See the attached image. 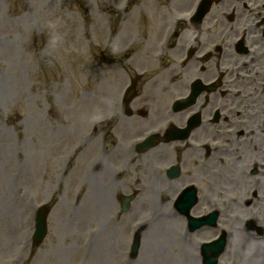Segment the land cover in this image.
<instances>
[{"label": "rangeland", "instance_id": "1", "mask_svg": "<svg viewBox=\"0 0 264 264\" xmlns=\"http://www.w3.org/2000/svg\"><path fill=\"white\" fill-rule=\"evenodd\" d=\"M124 1L0 0V264H123L129 228L133 231L141 221L153 219L151 211L122 218L117 198L131 183L124 157L111 161L114 150L123 154L120 149L126 143L149 129L137 118L121 130L118 93L126 81H117L114 92L108 79H122L123 70L99 62L102 52L120 56L109 37L112 30L123 29L122 18L135 14L122 15ZM186 3L153 6L156 22L146 23L147 29L158 30L154 24ZM137 24L144 29L142 20H132L126 29ZM133 58L131 62H138L140 56ZM180 91L176 94H183ZM113 100L117 119L111 142L107 113ZM147 161L146 157L141 163ZM95 177L97 183L110 184L100 193L108 201L106 209L94 206ZM48 202V236L30 254L21 249L23 237L32 230L30 213ZM237 215H232L235 221ZM246 219L247 215L232 226L226 217L234 239ZM155 227L152 221L148 224L140 253L129 264L197 263L184 261L179 245L166 243ZM15 254L21 255L17 262ZM231 258L222 264H231Z\"/></svg>", "mask_w": 264, "mask_h": 264}, {"label": "flooded vegetation", "instance_id": "2", "mask_svg": "<svg viewBox=\"0 0 264 264\" xmlns=\"http://www.w3.org/2000/svg\"><path fill=\"white\" fill-rule=\"evenodd\" d=\"M190 4L164 19L158 30H116L111 35L117 52L141 44L151 60L126 66L130 52L121 67L124 77L110 79L114 92L117 81H126L118 93L124 116L118 123L129 127L134 118L149 116L146 128L158 135L155 149L130 159L136 180L154 181L158 191L189 187L197 197L194 215H218V227L209 229L208 236L226 230V217L233 226L232 215L244 211L241 232L254 243L255 257L254 247L264 246V0H214L200 24L192 21ZM137 37L140 42L135 43ZM138 73L136 97L126 103L125 91ZM179 89L183 94H176ZM194 91L198 94L189 108L169 111ZM173 129L175 138L167 141ZM130 146L128 142L124 148Z\"/></svg>", "mask_w": 264, "mask_h": 264}, {"label": "bare ground", "instance_id": "3", "mask_svg": "<svg viewBox=\"0 0 264 264\" xmlns=\"http://www.w3.org/2000/svg\"><path fill=\"white\" fill-rule=\"evenodd\" d=\"M94 180L96 181V177L94 178ZM101 188H102V190L109 189L108 183H105L103 180L101 182H98V183L96 181L95 189L92 190L93 199H94V203H95L94 206L98 207V208L101 207L103 209L105 207V209H106L105 204L108 201H106L105 195L100 194ZM161 197L164 199L163 195H161ZM141 206H142V210L146 209V203L141 205ZM94 211H96V210H94ZM165 221H166V223H165ZM180 225H181L180 220H175V221L172 219L167 220V219H165V214L161 213V214H159V222H158V225L155 227V230L156 231H158V230L163 231V233L165 235L164 239L166 240V243H171V242L174 243V240L176 239V236L178 235V229H179ZM157 227H158V229H157ZM253 244L254 243H252L251 245H253ZM254 250H255V255H254L255 257H249L248 259H246V264H258L260 262V259L262 257H264V246L263 245H261L257 248L254 247ZM188 252H189V261H190L194 258V253L192 252V250L190 248L188 249Z\"/></svg>", "mask_w": 264, "mask_h": 264}, {"label": "water", "instance_id": "4", "mask_svg": "<svg viewBox=\"0 0 264 264\" xmlns=\"http://www.w3.org/2000/svg\"><path fill=\"white\" fill-rule=\"evenodd\" d=\"M38 227H39L38 235L42 236L43 232H46V212L43 209L41 210L40 215H39ZM138 244H139V241L136 245L135 255L137 254V250L139 246Z\"/></svg>", "mask_w": 264, "mask_h": 264}]
</instances>
